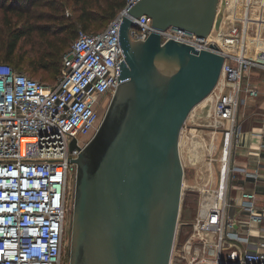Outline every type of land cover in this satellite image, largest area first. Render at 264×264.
Returning <instances> with one entry per match:
<instances>
[{"label":"built area","instance_id":"1","mask_svg":"<svg viewBox=\"0 0 264 264\" xmlns=\"http://www.w3.org/2000/svg\"><path fill=\"white\" fill-rule=\"evenodd\" d=\"M138 1L126 0L101 31L79 29L51 84L0 61V264H68L63 255L73 203L72 160L96 131L101 106L120 82L119 25L126 7ZM133 21L131 39L144 40L152 30L150 17ZM159 34L162 43L171 38L224 55L212 108L222 134L217 175L214 170L200 186L183 181V190L197 191V207L189 230L175 235L169 264H264V210L255 192L240 193L246 213L240 224L228 213L233 173L259 177L255 167L233 166L230 153L239 135L242 78L252 68L264 69V0H218L206 36L172 26ZM246 91L258 93L255 87ZM213 154L207 164H213Z\"/></svg>","mask_w":264,"mask_h":264},{"label":"water","instance_id":"2","mask_svg":"<svg viewBox=\"0 0 264 264\" xmlns=\"http://www.w3.org/2000/svg\"><path fill=\"white\" fill-rule=\"evenodd\" d=\"M217 2L139 0L126 7L120 82L72 160L68 264H169L183 195L180 132L216 86L224 55L171 38L162 43L159 32L172 26L206 36ZM142 14L152 30L132 40L133 19Z\"/></svg>","mask_w":264,"mask_h":264},{"label":"rangeland","instance_id":"3","mask_svg":"<svg viewBox=\"0 0 264 264\" xmlns=\"http://www.w3.org/2000/svg\"><path fill=\"white\" fill-rule=\"evenodd\" d=\"M60 5H64L65 9L63 10V15L65 17H69L71 15V7L72 1L71 0H56ZM48 2L49 0L44 1L43 6L37 7V12L34 18L30 19L31 22H35L36 24L40 23H49L56 21L57 18L50 17L51 15L48 13ZM103 6L104 4L100 2ZM123 8V7H122ZM121 8V9H122ZM94 9L98 16L93 21V26H95V31H101L108 21L111 18H103L100 17L101 12L94 4ZM61 14V13H60ZM59 14V15H60ZM9 17H11V26L15 27L20 22L19 19L16 21L17 15L14 13H9ZM58 15V17H60ZM42 16V18H40ZM2 13L0 11V25H3L4 21H2ZM24 18V17H23ZM22 18V19H23ZM59 20V19H58ZM11 27V28H12ZM79 29V28H78ZM66 34V33H64ZM76 35V33H75ZM36 37V34L34 35ZM65 36V35H64ZM75 37V36H74ZM64 40H68V43L63 44L61 47V52L63 54L69 49L71 41L73 39L69 38H62ZM7 40L8 38H0V47L2 48V54L6 50L7 47ZM32 40H43V38H20L18 41L17 48L13 53V56L7 60L16 68L21 69L28 73L30 77L40 79L46 83H53L56 78L57 74H54L51 70H45L41 66L44 62H46V57H44L43 52L41 49L38 51H32L31 41ZM46 44H48L45 52H49L51 47L49 46L51 43L58 44V38H46ZM0 60H3L1 58ZM60 66V63H59ZM216 97V96H215ZM214 99L210 102L206 103L205 105L199 104L196 106V109L192 112L188 119H186L185 124L183 125L180 138H179V150H180V157L184 167V184L185 185H195L200 186L203 181L200 179V175L204 172L205 165L209 160L210 154H213V168L215 170V175H217V168L219 164V156L222 148V134L217 127L214 126L211 121H213L212 116V108ZM205 100V99H204ZM107 107V103L102 104L100 109V118ZM209 110V111H208ZM207 115V117H205ZM210 120V121H209ZM215 131V132H214ZM214 132V133H213ZM212 140H214L215 148L213 149L210 145ZM203 178L205 176V172L203 173ZM73 187V182L71 183V188ZM68 195L70 194V185L67 187ZM197 207V191L193 189L192 191H188L186 188L183 190L181 207L179 211V217L177 222L176 233L178 231L182 232L184 235L190 228V222L193 220ZM71 220V211L68 214V227H67V240L68 243V233H69V224ZM175 233V235H176ZM63 260L68 262V249L67 247L64 250Z\"/></svg>","mask_w":264,"mask_h":264},{"label":"trees","instance_id":"4","mask_svg":"<svg viewBox=\"0 0 264 264\" xmlns=\"http://www.w3.org/2000/svg\"><path fill=\"white\" fill-rule=\"evenodd\" d=\"M44 1L46 0H0L1 18L2 21H4L3 25H0V38H8L7 47L3 54L2 48L0 47V59L3 58V60L0 61L12 65L7 60L13 56L20 38H43V40L46 38H58V44L51 43L49 45L51 47L49 52H45L48 44L43 40L40 42L39 40H32V45L30 47L32 51L35 52L41 49L44 57L47 59L41 67L45 70H51L54 74L58 75L62 57L69 50L68 49L64 54L61 52L62 45L68 43V40L62 38L74 39V36H76L75 33H77L79 29L88 32H98L94 30L95 26H93V21L98 16L94 9V4L101 12L100 17L112 18L126 3V0H71V15L65 17L63 15L65 6L62 4L60 5L56 0H49L48 8L50 9L48 13L51 15L50 17H56L57 20L40 24L31 22L30 19L34 18L36 13H38L37 7L43 6ZM100 2L104 5L102 6ZM9 13L17 15L18 18H16V21L18 19L20 21L17 26H11L12 19L9 17ZM58 15L60 17H58ZM40 18H42V16H40ZM35 34L36 37L34 36ZM12 66L17 70H21L14 65Z\"/></svg>","mask_w":264,"mask_h":264},{"label":"crops","instance_id":"5","mask_svg":"<svg viewBox=\"0 0 264 264\" xmlns=\"http://www.w3.org/2000/svg\"><path fill=\"white\" fill-rule=\"evenodd\" d=\"M264 69L252 68L241 81L240 104L237 110L239 135L230 153V163L257 168L258 179L248 178L241 173H233L228 193L234 201L228 207V213L239 220L246 217L240 204V193L243 189L253 190L256 194V205L264 210ZM247 87L258 89L256 95L247 93ZM213 167V164H212ZM214 169V168H213Z\"/></svg>","mask_w":264,"mask_h":264},{"label":"bare ground","instance_id":"6","mask_svg":"<svg viewBox=\"0 0 264 264\" xmlns=\"http://www.w3.org/2000/svg\"><path fill=\"white\" fill-rule=\"evenodd\" d=\"M221 85H222V77L219 79V81L217 82V84H216V86L213 88V90L202 100V101H200L198 104H196L193 108H192V110L194 111V109H196V106L197 105H199V104H203V105H205L206 103H208V102H210L212 99H214V97L215 96H217V94H218V91H219V89H220V87H221ZM190 111V113H189V115H188V117H187V119L189 118V116L192 114V112L193 111ZM209 111V110H208ZM205 117H207V115H205ZM210 121V120H209ZM211 123H214L213 121H211ZM215 132V131H214ZM213 132V133H214ZM211 146H212V148L214 149L215 147V143H214V140H212V142H211V144H210ZM205 172V176H207V177H205V178H203V176H204V173ZM204 172H202L201 173V175L199 176L200 177V179H202V180H206V179H212L213 177H214V169H213V167H212V165L210 164V163H208V164H206L205 165V168H204Z\"/></svg>","mask_w":264,"mask_h":264}]
</instances>
